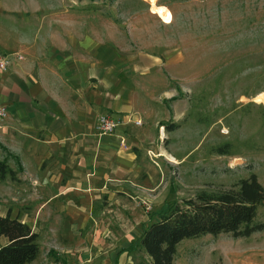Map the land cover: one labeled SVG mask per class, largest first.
I'll list each match as a JSON object with an SVG mask.
<instances>
[{"label":"rangeland","instance_id":"rangeland-1","mask_svg":"<svg viewBox=\"0 0 264 264\" xmlns=\"http://www.w3.org/2000/svg\"><path fill=\"white\" fill-rule=\"evenodd\" d=\"M156 3L170 20L157 16L148 0H69L52 10L103 16L121 40L157 53L172 93L153 106L150 125L127 127V140L119 139L135 157V171L118 191L93 198L85 227L71 231L68 256L51 249L44 264H120V257L147 264L135 239L149 214L199 191L235 188L250 174L264 188V0ZM53 6L55 0H0V16L47 15ZM262 221L264 204L252 223ZM173 264H264V228L247 236L183 238Z\"/></svg>","mask_w":264,"mask_h":264},{"label":"crops","instance_id":"crops-1","mask_svg":"<svg viewBox=\"0 0 264 264\" xmlns=\"http://www.w3.org/2000/svg\"><path fill=\"white\" fill-rule=\"evenodd\" d=\"M55 3L47 15L0 16V51L22 56L0 70L7 110L0 160L15 173L0 179V216L36 234L38 252L25 264H44L51 249L68 256L71 231L85 227L93 198L118 191L135 171V157L119 143L124 131L150 125L153 106L172 93L157 53L121 40L103 16L52 12L69 0ZM104 113L122 120L109 135L95 129ZM6 242L0 235V246Z\"/></svg>","mask_w":264,"mask_h":264},{"label":"trees","instance_id":"trees-1","mask_svg":"<svg viewBox=\"0 0 264 264\" xmlns=\"http://www.w3.org/2000/svg\"><path fill=\"white\" fill-rule=\"evenodd\" d=\"M170 130L171 126H164ZM14 172L0 160V179L6 175L14 179ZM264 204V188L254 174L240 179L235 188L216 192L199 191L178 203L172 200L166 209L149 214L141 223L135 239L148 256L147 264H173L175 245L183 238L201 234L229 233L247 236L264 228V221L252 223L256 208ZM155 216V219L151 217ZM0 235L7 242L0 246V264H25L38 252L36 234L29 227L8 214L0 216ZM134 264V263H126Z\"/></svg>","mask_w":264,"mask_h":264},{"label":"built area","instance_id":"built-area-1","mask_svg":"<svg viewBox=\"0 0 264 264\" xmlns=\"http://www.w3.org/2000/svg\"><path fill=\"white\" fill-rule=\"evenodd\" d=\"M21 59L22 56L18 53H3L0 51V70H6L11 62V59ZM7 114L5 106L0 105V119L4 118ZM122 122L120 118L113 117L109 114H99L96 118L95 129L100 134H112L116 127ZM135 124H138V121H134ZM48 264H60L58 261L51 260Z\"/></svg>","mask_w":264,"mask_h":264},{"label":"bare ground","instance_id":"bare-ground-1","mask_svg":"<svg viewBox=\"0 0 264 264\" xmlns=\"http://www.w3.org/2000/svg\"><path fill=\"white\" fill-rule=\"evenodd\" d=\"M151 5L154 7V10L160 18H162L164 21L170 20L169 11L168 9L163 5H158L156 3L157 0H148ZM258 99V98H257Z\"/></svg>","mask_w":264,"mask_h":264}]
</instances>
